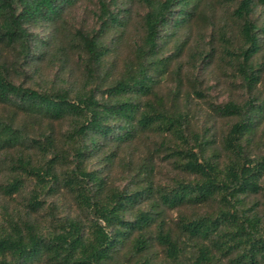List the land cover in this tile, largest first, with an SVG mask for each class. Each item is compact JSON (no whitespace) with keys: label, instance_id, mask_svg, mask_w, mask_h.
I'll use <instances>...</instances> for the list:
<instances>
[{"label":"trees","instance_id":"trees-1","mask_svg":"<svg viewBox=\"0 0 264 264\" xmlns=\"http://www.w3.org/2000/svg\"><path fill=\"white\" fill-rule=\"evenodd\" d=\"M76 1L0 0V44L16 49L19 57L27 60L43 43L40 44V39L29 27L58 21L65 9ZM142 1L149 10L144 15L143 40L135 50L136 63L126 65L122 75L103 90L102 97H98V87H86L73 97L66 88L40 91L16 83L0 50V109L2 105L14 103L28 115L41 120L72 118L74 123L69 136L76 144L71 157L73 165L65 181L80 205L94 217L89 232L78 219H67L61 228L45 232L32 220L5 216V223L0 219V264H39L44 261L48 264H119V254L126 242L131 256L139 257L135 264H154L150 257L153 245L161 247L171 261H179L187 247L194 245V256L200 264L210 260L211 250L208 244L198 243L199 240H212L217 235L226 237L222 241L223 247L238 249L237 264H264V222L255 215H246L235 204L241 194H256L262 190L264 155L253 156L245 142H248L247 135L254 132L257 122L264 117V99L258 101L255 94H250L242 103L230 101L222 105L221 114L237 117L223 141L230 158L220 168L217 161L205 157L202 153L205 139L196 133L189 138L181 113L169 114L166 109L159 110L150 102L143 104L140 100V96H147L153 90V67L166 68L168 65L163 59L155 60L165 38L164 27L187 21L202 0ZM258 4L264 6V0H239L234 9V14L243 20L244 44L236 52L237 69L252 93L261 82L253 61L261 46V28L251 18ZM99 6V29L94 33L78 32L81 45L91 60L87 70L91 78L95 73L93 65H102L109 52L101 40V33L123 24L120 13L112 10L107 0H99ZM155 123L161 126L167 140H170L169 136L174 138L168 153L176 157L184 172L195 175V181H180L173 188L159 189L157 193L153 182L133 193L113 191L105 198L94 193L93 186L101 189L104 181L95 171L85 169L83 163L99 147V141L113 137L120 146L133 141L140 130L151 128ZM23 139L22 129L0 113V152L16 148ZM36 142L41 149L54 145V139L46 132ZM56 163V155L46 166L34 165L30 158L23 156L17 159V166L42 185L49 179L58 181ZM23 184L22 176H14L3 186V191L12 196ZM145 193L158 195L156 207L137 210L133 217H126L127 210ZM214 199L222 204L215 215L180 217L181 234L178 235L168 227L164 214L167 208L204 204ZM42 205L39 194L33 192L28 207L37 211Z\"/></svg>","mask_w":264,"mask_h":264},{"label":"rangeland","instance_id":"rangeland-1","mask_svg":"<svg viewBox=\"0 0 264 264\" xmlns=\"http://www.w3.org/2000/svg\"><path fill=\"white\" fill-rule=\"evenodd\" d=\"M107 1L112 10L120 13L123 24L101 33V40L109 52L102 65H93V78L87 72L91 60L81 45L78 32L94 33L99 29V0H77L65 9L58 21L31 25L30 31L40 39V44L43 43L25 61L19 57L16 49L0 44L12 79L40 91L66 88L73 97L86 87H98V97H102L103 90L122 75L126 65L136 63L135 50L143 40L144 15L149 10L142 0ZM238 2L202 0L187 21L164 27L162 34L165 38L161 41L155 60L163 59L168 61V65L166 68H161V65L153 67V90L147 96H140L143 104L148 101L159 110L166 109L169 114L181 113L185 117L189 138L192 133L204 138L203 155L217 161L220 168L230 158L224 148L225 135L237 120V117L221 114L220 108L230 101L242 103L250 94H255L258 101L264 99V6L258 4L251 14L252 20L261 28V46L253 57L261 82L252 93L237 69L236 52L244 44L241 35L243 20L234 14ZM0 113L20 127L24 135L23 142L16 148L0 152L2 222L5 223V216L12 215L15 219L32 220L43 231L49 232L61 228L67 219H78L89 232L93 214L80 205L76 194L65 181L73 165L71 157L76 144L69 136L74 123L72 118L41 120L28 115L14 103L2 105ZM161 130V126L155 123L151 128L140 130L133 141L120 146L113 137L100 140L99 147L83 163L85 169L95 171L104 181L101 189L93 186L92 191L105 198L113 191H141L149 182H153L156 193L159 189L169 190L180 181L194 182L195 175L184 172L176 157L168 153L167 149L173 147L174 142L171 141L174 138L169 136L170 140H167ZM43 132L52 136L54 145L41 149L36 139L42 137ZM247 138L245 145L249 153L258 157L264 155V117ZM55 155L58 181L49 179L45 185L38 184L34 176L17 166L19 156L30 158L34 165L46 166ZM14 176H22L24 184L17 193L9 196L4 193L3 186ZM261 183L259 193L241 194L235 204L246 215H255L264 222V177ZM33 192H37L43 202L37 211H31L28 207ZM158 200V195L145 193L127 210L125 216L131 218L137 210H151ZM221 207L218 199H214L204 204L167 208L164 214L168 227L178 235L181 234L180 217L213 216ZM225 238L217 235L212 240H199L198 243L208 244L211 250L210 260L200 264H237L235 257L239 251L237 248L223 247ZM153 246L150 257L154 264H199L194 256V245L187 247L179 261L167 259L161 247ZM119 255V264H135L139 258L131 256L128 242L122 246ZM39 264L48 263L44 261Z\"/></svg>","mask_w":264,"mask_h":264}]
</instances>
